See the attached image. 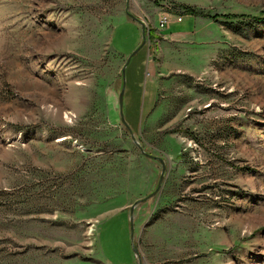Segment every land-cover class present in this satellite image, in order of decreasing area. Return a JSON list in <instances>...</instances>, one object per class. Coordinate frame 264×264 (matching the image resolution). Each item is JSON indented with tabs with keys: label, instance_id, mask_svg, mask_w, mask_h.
<instances>
[{
	"label": "rangeland",
	"instance_id": "obj_1",
	"mask_svg": "<svg viewBox=\"0 0 264 264\" xmlns=\"http://www.w3.org/2000/svg\"><path fill=\"white\" fill-rule=\"evenodd\" d=\"M183 5L264 11L0 0V264H264V18Z\"/></svg>",
	"mask_w": 264,
	"mask_h": 264
},
{
	"label": "water",
	"instance_id": "obj_2",
	"mask_svg": "<svg viewBox=\"0 0 264 264\" xmlns=\"http://www.w3.org/2000/svg\"><path fill=\"white\" fill-rule=\"evenodd\" d=\"M125 14H127L128 16H130L132 19L136 20L139 23V26H140V29L142 30V35H143L142 40H141V44L139 45V47H137L135 50H133L132 52H130L128 54V57L124 60L123 65H121V67H120L122 79H121V83H120L121 84L120 91L117 93V98H118V106L117 107H118V111L120 112V121L123 124H125L127 126V128H128V131L131 132V129L129 128L128 124H126V122L124 120L125 118H124L123 111H122V106H123L122 94L124 92V79H125V70H124V68H125L126 65H128V62L130 61L132 55L136 51H138L141 48V46L145 43L144 42V38L147 35V28H145V24H144L145 22H144V20L142 18L139 19V18H137V16L132 15V14H130L127 11H125ZM136 143H137V147L139 148L140 151H142L143 155H147L149 157H154L161 164V172L159 174V179H158V182H157L156 186H154V188L147 194L146 197H143L144 199H147V197H149L152 194L156 193L157 192L156 190H158V187H160V184H161L162 178H163L162 175H163V172L165 171V164H164L163 158L161 156H156V155H154V154H152L150 152L143 151V149L141 147L142 145L138 141H136ZM143 198H138V199L134 200V202L131 205H129L130 206L129 207V210H130L129 219H130V223H131V228H132V222H133L132 215H133V210H134V207H135L134 205L139 200H141ZM132 246H133L134 252L136 254L137 253V248H135L134 244H132Z\"/></svg>",
	"mask_w": 264,
	"mask_h": 264
},
{
	"label": "trees",
	"instance_id": "obj_3",
	"mask_svg": "<svg viewBox=\"0 0 264 264\" xmlns=\"http://www.w3.org/2000/svg\"><path fill=\"white\" fill-rule=\"evenodd\" d=\"M183 12L187 13L189 15H191L192 17H194V15H201V16H205V18H211L213 20H218L219 18H223V19H227V18H235V17H246V18H251V19H256V20H262V18H264V11H258L255 14H246V13H232V12H224L219 14V12H208V11H204L202 9H196L195 7H191V5H183ZM169 27V26H168ZM164 28L165 29V33L167 32V30L169 31L170 28ZM148 28V38L152 41L154 40L155 37H159V34L156 32V28H153L151 26H147ZM150 46V45H149ZM129 63V62H128Z\"/></svg>",
	"mask_w": 264,
	"mask_h": 264
},
{
	"label": "built area",
	"instance_id": "obj_4",
	"mask_svg": "<svg viewBox=\"0 0 264 264\" xmlns=\"http://www.w3.org/2000/svg\"><path fill=\"white\" fill-rule=\"evenodd\" d=\"M180 19H181V15L180 16H176V21H180ZM159 21H160V23H159V25H161V26H165V25H167V22H168V18H167V16H165V15H163V16H161V18L159 19Z\"/></svg>",
	"mask_w": 264,
	"mask_h": 264
},
{
	"label": "crops",
	"instance_id": "obj_5",
	"mask_svg": "<svg viewBox=\"0 0 264 264\" xmlns=\"http://www.w3.org/2000/svg\"><path fill=\"white\" fill-rule=\"evenodd\" d=\"M122 209H124V208H122Z\"/></svg>",
	"mask_w": 264,
	"mask_h": 264
}]
</instances>
